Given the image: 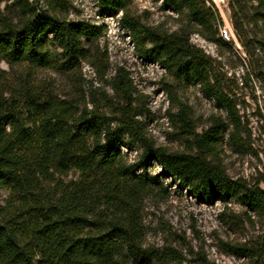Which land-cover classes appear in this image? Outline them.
<instances>
[{
  "label": "trees",
  "instance_id": "1",
  "mask_svg": "<svg viewBox=\"0 0 264 264\" xmlns=\"http://www.w3.org/2000/svg\"><path fill=\"white\" fill-rule=\"evenodd\" d=\"M13 1L16 20L0 14V58L28 71L76 70L86 57L82 40L95 37L98 29L37 12L27 0ZM244 1L230 0V9ZM255 1L264 7V0ZM97 2L103 9L121 10L118 23L141 57L158 62L176 78L196 79L204 94L218 99L205 63L179 32L141 24L128 15L126 0ZM204 2L162 0V5L185 15L191 32L215 42L221 20ZM232 26L240 38V27L233 20ZM114 79L115 88L128 85L120 73ZM4 92L0 89V192L5 193L0 200V264H147L137 217L141 200L156 185L146 174L149 161L197 199H234L264 218V190L258 181L232 180L200 155L218 146L225 129L221 122L193 138L197 153L192 155L156 146L124 121L111 128L96 114L78 112L71 102L59 100L48 83L23 81L9 90V101ZM135 144L141 147L140 157L127 165L121 148ZM137 167L142 173H135ZM72 171L77 179L64 183L61 177Z\"/></svg>",
  "mask_w": 264,
  "mask_h": 264
},
{
  "label": "rangeland",
  "instance_id": "2",
  "mask_svg": "<svg viewBox=\"0 0 264 264\" xmlns=\"http://www.w3.org/2000/svg\"><path fill=\"white\" fill-rule=\"evenodd\" d=\"M27 1L37 12L99 32L82 40L86 57L72 72L28 71L0 58L4 99L9 101V90L23 81L48 83L59 100L71 102L76 111L96 114L111 128L124 121L152 144L192 155L197 153L193 138L214 121L221 122L225 129L218 146L200 155L230 179L258 181L264 190V7L245 0L232 11L228 0L220 4L223 17L212 0H204L221 20L217 41L210 42L191 32L187 17L164 7L162 0H126L128 15L141 24L167 34L179 32L182 40L187 39L206 65L209 85L218 95L215 99L203 93L196 79L176 78L158 62L141 57L118 23L121 10L103 9L97 0ZM0 14L16 20L14 1L0 0ZM232 20L240 27V38ZM225 25L233 39L220 37L219 28ZM46 38L51 48V39ZM118 73L126 77L127 86L114 87ZM121 151L127 165H132L141 147L135 144ZM135 173L142 171L137 167ZM146 174L156 180L154 191L141 200L137 217L147 264H264V218L234 199H197L156 161L146 164ZM77 177L72 171L61 180L67 183ZM4 197L1 191L0 200Z\"/></svg>",
  "mask_w": 264,
  "mask_h": 264
},
{
  "label": "built area",
  "instance_id": "3",
  "mask_svg": "<svg viewBox=\"0 0 264 264\" xmlns=\"http://www.w3.org/2000/svg\"><path fill=\"white\" fill-rule=\"evenodd\" d=\"M225 1H228V0H212L213 4L217 7L220 14L222 13L220 9V4H223ZM219 32H220V37L224 40L234 38L231 29L227 25L222 26V28H219Z\"/></svg>",
  "mask_w": 264,
  "mask_h": 264
},
{
  "label": "bare ground",
  "instance_id": "4",
  "mask_svg": "<svg viewBox=\"0 0 264 264\" xmlns=\"http://www.w3.org/2000/svg\"><path fill=\"white\" fill-rule=\"evenodd\" d=\"M222 15H223V17H224V14H223V12H222ZM227 24V23H226ZM228 26H229V24H227Z\"/></svg>",
  "mask_w": 264,
  "mask_h": 264
}]
</instances>
